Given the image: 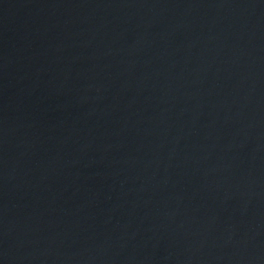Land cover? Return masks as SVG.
<instances>
[{
	"label": "water",
	"instance_id": "obj_1",
	"mask_svg": "<svg viewBox=\"0 0 264 264\" xmlns=\"http://www.w3.org/2000/svg\"><path fill=\"white\" fill-rule=\"evenodd\" d=\"M0 264H264V0H0Z\"/></svg>",
	"mask_w": 264,
	"mask_h": 264
}]
</instances>
